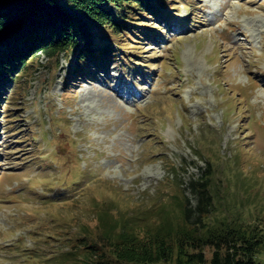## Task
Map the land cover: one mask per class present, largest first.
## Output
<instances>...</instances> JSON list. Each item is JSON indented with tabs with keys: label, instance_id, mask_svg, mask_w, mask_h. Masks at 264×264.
<instances>
[{
	"label": "rangeland",
	"instance_id": "1",
	"mask_svg": "<svg viewBox=\"0 0 264 264\" xmlns=\"http://www.w3.org/2000/svg\"><path fill=\"white\" fill-rule=\"evenodd\" d=\"M165 2L104 67L40 53L2 84L0 264L80 256L100 216L145 239L209 166L217 216L264 229V0Z\"/></svg>",
	"mask_w": 264,
	"mask_h": 264
},
{
	"label": "trees",
	"instance_id": "2",
	"mask_svg": "<svg viewBox=\"0 0 264 264\" xmlns=\"http://www.w3.org/2000/svg\"><path fill=\"white\" fill-rule=\"evenodd\" d=\"M165 1L0 0V88L7 80H18L40 53L53 57L70 52L78 71L93 63L104 67L105 60L111 58V49L115 51L114 45H126L123 42L126 35L128 38L132 33L155 34V30L141 22V17L152 12L162 20L171 17L170 6ZM110 34L117 39L110 41ZM213 177L209 166L186 182L185 189L196 202L192 203L185 193L179 202L180 221H160L144 239L128 221L121 223L100 216L97 241L102 244L85 241L80 256L67 252L60 254L57 261L60 264H262L259 256L264 253V229L229 213L217 216Z\"/></svg>",
	"mask_w": 264,
	"mask_h": 264
}]
</instances>
